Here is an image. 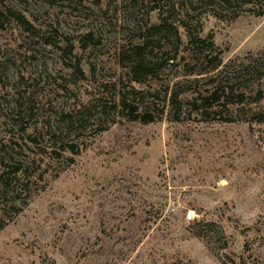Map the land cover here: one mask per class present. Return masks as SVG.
Returning a JSON list of instances; mask_svg holds the SVG:
<instances>
[{
    "label": "rangeland",
    "instance_id": "374dc122",
    "mask_svg": "<svg viewBox=\"0 0 264 264\" xmlns=\"http://www.w3.org/2000/svg\"><path fill=\"white\" fill-rule=\"evenodd\" d=\"M0 264H264V0H0Z\"/></svg>",
    "mask_w": 264,
    "mask_h": 264
},
{
    "label": "trees",
    "instance_id": "16d2710c",
    "mask_svg": "<svg viewBox=\"0 0 264 264\" xmlns=\"http://www.w3.org/2000/svg\"><path fill=\"white\" fill-rule=\"evenodd\" d=\"M215 95H216V94H215V92H214V93L210 94L208 97H206V98H202V99H201V102H202L201 104H203L204 102L206 103L208 100L213 99ZM122 108L125 109V110H127L128 114H130V115H134V113L136 112L135 107H133L132 105H129V104H127V103H123V102H122ZM132 120H133V121H137V120H139V115L134 116ZM151 121H152V119L149 118V119H147L146 121H143V123H147V122H151Z\"/></svg>",
    "mask_w": 264,
    "mask_h": 264
}]
</instances>
